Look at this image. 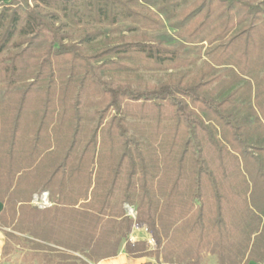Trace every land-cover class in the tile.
Listing matches in <instances>:
<instances>
[{"label":"trees","instance_id":"16d2710c","mask_svg":"<svg viewBox=\"0 0 264 264\" xmlns=\"http://www.w3.org/2000/svg\"><path fill=\"white\" fill-rule=\"evenodd\" d=\"M87 22L99 28L73 40L70 30ZM121 22L133 33L167 25L182 41H96ZM239 38L245 61L230 52ZM250 44L264 50V0L1 3L3 256L91 264L125 243L128 255L161 264H203L206 255L264 264V56ZM204 48L191 77L131 78L190 67ZM43 192L46 207L34 203ZM134 225L147 227L154 249L130 239Z\"/></svg>","mask_w":264,"mask_h":264},{"label":"rangeland","instance_id":"374dc122","mask_svg":"<svg viewBox=\"0 0 264 264\" xmlns=\"http://www.w3.org/2000/svg\"><path fill=\"white\" fill-rule=\"evenodd\" d=\"M33 4V2H31ZM116 28L112 26H103L101 27L104 34L97 38L96 41H101L103 38L111 37L116 38L120 36L121 34H125L126 36L130 35H140V34H146L153 40H163L169 45L178 46L180 42L182 41V38L180 36V32L177 29H173L170 26H165L160 29L156 30H142V31H136V32H130L128 30L129 23L121 22L116 25ZM93 28H99V25H96L93 22H87L82 24L79 28H73L70 31L73 33L74 37L73 40H80L84 36V31L90 30ZM243 42L244 40L242 38L236 39L232 46L230 47V52L234 55V58H237V60L245 61L246 56L243 53ZM206 48L203 49L201 54L199 53V49L194 50L191 54L195 57L200 56V59L197 61L196 64L183 68L180 70H167V71H152V70H146L144 68H141L136 72V76H132L131 78L136 80L137 82L141 83L142 85L147 84H158L164 80H167L169 77H177L179 76L180 72H185L189 77L196 74L200 68L203 66V61L206 59V54L204 53ZM249 53L254 56H264V50L262 49L261 45H255L250 44L249 46ZM252 57V56H251ZM227 68H222L219 73H222V77L225 78L224 71ZM127 77L125 74H117L114 79L116 82H122L125 83L127 80ZM241 83L240 85H242ZM245 92V91H244ZM129 120H132V118L129 117ZM41 195V194H40ZM42 198L38 199V202H41ZM127 212L130 215L135 214L134 208L132 206H127ZM143 229H136L135 233H133L131 239L138 240H144L149 243V246L151 248H155L156 242L153 239L151 233L147 230V227L145 225L142 226ZM216 258L211 255H206L203 264H213L215 262Z\"/></svg>","mask_w":264,"mask_h":264},{"label":"crops","instance_id":"0c3cea01","mask_svg":"<svg viewBox=\"0 0 264 264\" xmlns=\"http://www.w3.org/2000/svg\"><path fill=\"white\" fill-rule=\"evenodd\" d=\"M13 0H0L1 3L9 4ZM4 205L0 202V212L3 209ZM135 218V217H134ZM143 225H134L132 227L130 233V239L132 238L133 233H135L136 229H143ZM132 241H137L136 239H131ZM7 241L6 235L3 229L0 227V264H22L23 263V255L25 251L16 250L8 257L3 256V248ZM215 258V257H214ZM91 264H161L156 257L154 256H144V257H132L127 254L125 250V243L122 244L119 253L114 257H109L103 259L97 263L91 262ZM213 264H216V260Z\"/></svg>","mask_w":264,"mask_h":264},{"label":"built area","instance_id":"2783aa9c","mask_svg":"<svg viewBox=\"0 0 264 264\" xmlns=\"http://www.w3.org/2000/svg\"><path fill=\"white\" fill-rule=\"evenodd\" d=\"M39 198H42L41 202H38V199ZM34 203L41 206V207H46V206H49L50 205V201H49V198H48V193L47 192H43L41 195L39 196H36L35 199H34ZM135 212V214L131 215L133 217H136V211L135 209L132 210ZM130 215V214H129Z\"/></svg>","mask_w":264,"mask_h":264}]
</instances>
